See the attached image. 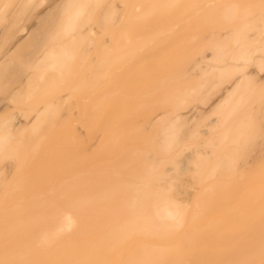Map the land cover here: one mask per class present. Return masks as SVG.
I'll use <instances>...</instances> for the list:
<instances>
[{
	"label": "bare ground",
	"instance_id": "obj_1",
	"mask_svg": "<svg viewBox=\"0 0 264 264\" xmlns=\"http://www.w3.org/2000/svg\"><path fill=\"white\" fill-rule=\"evenodd\" d=\"M262 81L264 0H0V264H264Z\"/></svg>",
	"mask_w": 264,
	"mask_h": 264
},
{
	"label": "rangeland",
	"instance_id": "obj_2",
	"mask_svg": "<svg viewBox=\"0 0 264 264\" xmlns=\"http://www.w3.org/2000/svg\"><path fill=\"white\" fill-rule=\"evenodd\" d=\"M194 31H198V30H194ZM199 32H200V31H199ZM199 32H198V33H199ZM177 35H178V37H179V35H180V36H183V35H185V34H183V32H182V34H181V32H180V34H177ZM177 35H175V36L177 37ZM200 35H201V34H200ZM199 38H200V36H199ZM148 53H149V51L146 52V54H148ZM253 92H254L255 94H258V93L262 94V93H264V81L259 82V84L257 85V88H256ZM33 98H34V97H33ZM34 99H36V98H34ZM32 100H33V99H32ZM18 104L21 105L22 103H17V104L15 103V107H14V106H12V105H14L13 102H12V105H11L10 108L7 110V112H9V111H10V112L12 111V113H13V111L16 112V114H15V113H14V114H15V116L17 117V121H19V120L21 121L22 119H24L25 116H24V114H22L23 112L21 113V112L19 111V109L17 108V105H18ZM25 104H27V103H25ZM20 105H18V106H20ZM22 105H23V104H22ZM73 106H74V107H73ZM72 107L75 108V109H73ZM72 107H70V111H69V113L72 112V111H73V113H75L74 111L76 110V113H75L76 117H74V118L78 121V120L80 119V116H79L80 114L77 115V113L80 112V111H79V108H78L76 105H72ZM76 108H77L78 110H77ZM257 108H258V107H257ZM257 108L255 107V110H254V111L257 112V111H258ZM256 109H257V110H256ZM71 110H72V111H71ZM254 111H253V114L256 115V116H255V118H256V119H255V122H257V125H259L260 128H262V131H261V134H260L259 140L264 142V130H263V128H264V105L261 106V107L259 106V116L257 115L258 112L255 114ZM7 112H5V113H7ZM3 113H4V112H3ZM21 114H22V115H21ZM71 114H72V113H70V115L68 114L69 117L71 116V117H72V120H75V119H73V115H71ZM75 115H74V116H75ZM213 115H214V114H213ZM213 115H212V116H213ZM215 115H216V114H215ZM215 115H214V116H215ZM57 117H58V116H57ZM59 117H60V116H59ZM69 117H67V119H69ZM77 117H79V118L77 119ZM56 119L59 120V118H55V120H56ZM24 120H25V119H24ZM24 120H23V121H24ZM260 121H262V122H260ZM56 122H59V121H56ZM70 122H71V120H70ZM70 122H68V125L71 124ZM72 122H73V121H72ZM59 123H60V122H59ZM258 123H259V124H258ZM72 124H73V123H72ZM72 124L70 125V126H72V128L70 127V129H71V130H70V131H71V135H73V137L75 136L76 138L78 137L77 139H79L80 137H82V135H80V137H79L78 134H77L78 136L75 135L76 133L73 134L74 132H76V129H77V128L75 129L74 124L76 125V124H78V123L75 121L74 124H73V125H72ZM52 125L55 126V128L53 127L54 130H57V129L59 128V126L61 125V123L58 124L59 126H58L57 124L55 125V123L52 124ZM52 125L49 124L50 127H48L47 125H46V126H47L48 128L51 129V126H52ZM78 125H79V128L82 126L81 123L78 124ZM78 125H77V126H78ZM80 125H81V126H80ZM56 126H57V127H56ZM66 126H67V125H66ZM77 126H76V127H77ZM47 127H46V128H47ZM73 127H74V128H73ZM50 129H49V132H51V130H52V129H51V130H50ZM73 129H75V130L73 131ZM54 130H53V131H54ZM56 132H57V131H56ZM77 133H78V132H77ZM79 134H80V133H79ZM51 135H53V136H50V139H52V137L55 138V136H54L53 133H52ZM57 138H58V137H56L55 139H57ZM52 140H53V139H52ZM80 140H83V137L80 138ZM54 141H55V140H54ZM54 141H53V142H54ZM57 141H58V140H57ZM57 141H55V142H57ZM58 142H59V141H58ZM61 143H62V142L60 141L58 144L61 145ZM56 145H57V144H56ZM263 145H264V144H263ZM61 146H62V145H61ZM57 147H59V146L57 145V146H56V149H57ZM43 148H44V147H43ZM43 148L41 147L40 151H44ZM60 148H61V147H60ZM49 149H50V147L46 146L45 150H47V152H48ZM58 149H59V148H58ZM50 150H51V149H50ZM40 153H41V152H40ZM251 153H252V154H255L254 151H253V152L251 151L250 154H251ZM46 154H47V157H48L49 154L51 155V151H50V153L48 152V153H45L44 155H46ZM44 155H42V153H41V154H40V157L42 158ZM50 155H49V157H52V156H50ZM37 156H39V153H38V155L36 154V155L34 156V158H36ZM248 156H249V154H248L247 156H245V159H247V158L250 159V157H248ZM254 156H255V155H253V157H252V156H251V157L254 159ZM40 157H39V158H40ZM39 158H37V159H39ZM252 158H251V159H252ZM256 158L258 159V160L255 159L257 162H256V161H253V162L251 163V165H250L251 167H256V166H257L258 164H260L261 162H262V163L264 162V158H262L261 156H260V157H256ZM259 158H260V159L262 158V159H261L262 161H259V160H260ZM51 159H52V158H51ZM251 161H252V160H251ZM258 161H259V162H258ZM254 162H255V165H254ZM257 163H258V164H257ZM5 164H7V163H5ZM8 164H9V163H8ZM7 167H9V165H8ZM249 168H250V167H249ZM6 169H7V168H6ZM70 172L73 173L74 171H73V170H72V171L70 170Z\"/></svg>",
	"mask_w": 264,
	"mask_h": 264
}]
</instances>
